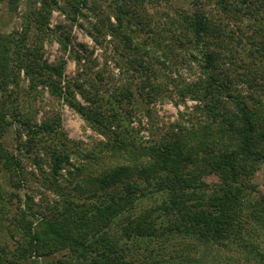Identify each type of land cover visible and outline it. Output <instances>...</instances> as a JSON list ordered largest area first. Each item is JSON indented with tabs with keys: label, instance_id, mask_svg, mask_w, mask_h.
Instances as JSON below:
<instances>
[{
	"label": "rangeland",
	"instance_id": "rangeland-1",
	"mask_svg": "<svg viewBox=\"0 0 264 264\" xmlns=\"http://www.w3.org/2000/svg\"><path fill=\"white\" fill-rule=\"evenodd\" d=\"M67 1L0 0V37H15L20 40L19 50H37L42 64H53L61 70V79L48 70L42 76L35 74L33 81L20 70L17 85L15 79L0 84V143L4 149L0 158V264L74 262L75 254L70 248L38 256L29 252L27 241L29 233L45 229L46 219L39 220L41 216L53 217L66 206L64 200L70 194L75 195L71 191L72 182L84 177L83 187H86L89 175L121 164V154L105 145V126L119 132L127 141L145 146L167 140L171 132L177 135L185 129L192 131V122L199 124L207 118L205 104L212 103L207 95L217 93L205 88L210 75L227 85L230 93L242 95L245 100L251 93L264 104V74L259 71L257 59L253 61L246 56L249 40L234 43L232 53L211 44L221 56L213 69H206L202 49L208 46L194 38L190 26L192 0H135L134 4L130 0L127 8L136 15L131 22L130 46L118 31L106 32V27L98 22L106 13L111 15L107 6L115 0H82L81 12L75 19L68 13ZM93 3L98 6L96 14L87 9ZM49 8L43 22L39 16L34 18L37 11L45 12ZM199 9L210 16L222 8L212 0H203ZM225 9L229 16L222 13L220 17L230 20L231 26L236 25L233 19L237 13L230 6ZM114 17L110 16V21L116 24ZM245 22L249 21L239 23L248 25ZM95 27H99V33ZM205 41L211 43L210 39ZM9 55H14L12 47ZM47 78L60 81L62 91L69 90L81 111L95 109L103 114L106 118H98L104 121L103 125L98 126L94 121L89 124L63 95L50 93ZM37 79L44 82L37 84ZM3 86L7 87L6 94L1 91ZM93 88L96 95L103 97L101 108H96L90 100ZM122 89L130 91L129 100ZM217 94L215 97L224 100V106H218L220 111L228 108L235 112L234 106ZM247 103L254 106V102ZM121 105L120 112L117 107ZM253 108L257 122L263 120L256 127L264 128V105ZM112 109L126 118L120 127L116 126L118 120L107 116L114 112ZM25 120L36 127L50 124L55 131L28 134L20 124ZM186 148L183 145L184 152L188 151ZM53 149H66L70 154L68 161L73 167L81 165L84 173L65 174L74 171L70 166L61 170L62 175H54V159L49 153ZM136 154L134 150L133 158H137ZM195 166L204 169L197 172L202 181L209 184L221 181L215 167H205L203 161ZM253 170L257 196L264 203V162L256 163ZM201 260L190 264H207Z\"/></svg>",
	"mask_w": 264,
	"mask_h": 264
},
{
	"label": "trees",
	"instance_id": "trees-1",
	"mask_svg": "<svg viewBox=\"0 0 264 264\" xmlns=\"http://www.w3.org/2000/svg\"><path fill=\"white\" fill-rule=\"evenodd\" d=\"M129 1L115 0L113 5L107 6L111 15L106 13L98 22L106 27V32L118 31L130 46L133 42L131 22L136 15L130 14ZM131 1L134 4L135 0ZM212 1L222 9L209 16L199 9L203 0H192L190 26L194 38L208 46L202 49L206 69H213L221 56L218 48H211V44L232 53L234 43L244 39L249 40L250 45L246 56L253 61L257 59L259 71L264 74V0ZM67 4L68 13L75 19L81 12L82 0H69ZM226 6L237 13L236 18L230 17L236 23L234 26L219 15L229 16L225 13ZM50 8L45 12L37 11L34 18L39 16L43 22ZM87 9L94 14L99 12L95 3ZM110 16H115V25ZM245 20L249 21L245 22L248 25L239 23ZM95 29L99 33V27ZM19 43L15 37H0V84L12 83L15 79L17 85L20 70H24L31 81L35 80V74L42 76L48 70L61 79L59 67L42 64L37 50L21 51ZM11 47L13 57L9 55ZM47 79L50 93L63 95L89 124L94 121L98 126L103 125L104 121L98 119L106 118L103 114L95 109L81 111L69 90L62 91L60 81ZM40 82L44 81L37 79V84ZM205 88L217 90L216 94L229 101L235 112L228 108L220 111L218 106H224V100L209 93L207 97L212 103L205 104L207 118L204 121L192 122V131L185 129L177 135L171 132L167 140H156L151 146L131 143L105 126V145L121 154V164L89 175L86 187H83L84 177L72 182L71 191L76 196L70 194L64 200L66 206L53 217L39 218L46 219L45 229L29 233V252L44 256L67 247L75 254L74 262L69 264H190L201 258L207 264L208 260L211 264H264V203L257 196L253 170L256 163L264 162V128L256 127L263 120L257 122L253 107L262 108L264 104L251 93L246 100L242 95L230 93L227 85L212 75ZM1 91L6 94L7 87L3 86ZM96 91L91 93L90 100L96 108H101L103 97L96 95ZM121 92H125L127 100L131 98L130 91L122 89ZM121 92L119 95H123ZM247 101L254 102V106H249ZM117 108L121 112L123 107ZM112 110L114 112L107 116L118 120L116 126L120 127L126 118L117 109ZM20 124L28 134L55 131L47 123L36 127L25 120ZM183 145L188 146L187 152L183 151ZM134 150L137 158H133ZM2 151L0 143V158ZM49 153L54 159V175L60 176L62 169L72 166L66 149H53ZM144 157L147 159L143 160ZM201 161L205 167L218 170L220 182L209 184L199 178L197 172L204 169L195 164ZM10 163L13 165V161ZM73 170L65 174L84 173L81 165Z\"/></svg>",
	"mask_w": 264,
	"mask_h": 264
}]
</instances>
